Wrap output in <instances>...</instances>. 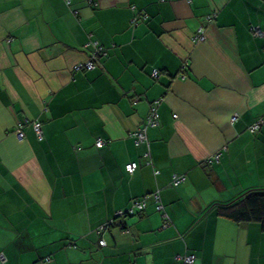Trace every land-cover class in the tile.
<instances>
[{"label": "crops", "instance_id": "0c3cea01", "mask_svg": "<svg viewBox=\"0 0 264 264\" xmlns=\"http://www.w3.org/2000/svg\"><path fill=\"white\" fill-rule=\"evenodd\" d=\"M262 118L264 0H0V263L264 264L259 223L206 212L264 189ZM156 192L170 226L149 198L98 231Z\"/></svg>", "mask_w": 264, "mask_h": 264}, {"label": "trees", "instance_id": "16d2710c", "mask_svg": "<svg viewBox=\"0 0 264 264\" xmlns=\"http://www.w3.org/2000/svg\"><path fill=\"white\" fill-rule=\"evenodd\" d=\"M104 53H105V50L102 48V50L100 52H98V54L95 55V49L93 48V55L91 56L90 60H92L95 63L96 68H97V64L96 63H97L98 58L100 56L104 55ZM82 70H86V69H82ZM158 122H159V118H158ZM261 127H260V129H261ZM22 131H23V128H22ZM249 132L251 133L250 128H249ZM256 133H251V134L254 135ZM145 158H146V164L150 165L149 164V162H151L150 153H149V157L145 156ZM126 171H127V169H126ZM156 172H158V171H156ZM177 176H182V177L185 178V176H183V175H177ZM185 180H186V178H185ZM185 180L183 182H181L180 184L184 183ZM171 185L173 187H178L179 186V185L175 186L173 184V180L171 182ZM156 194H158V193L157 192L156 193H152V194L144 196V197H142L140 199L134 200L130 208H128L125 211L119 212L117 214V216L114 217L113 222H111L110 224L103 225V226H105V228L107 230V228L109 226L111 227V225H113V224L115 225V223L117 221L121 220V219H124V218L129 217V216H135L137 214L143 213L148 207V199L149 198H152L155 201L156 210H157V212H159L161 214L164 226L165 227L170 226L172 224V219L165 212L164 207H163V205L161 203L160 196H159V200L155 199V195ZM137 203H144L145 205H144L143 209L135 208L134 206ZM158 206H162L163 209L160 211L158 209ZM213 207H216L217 208V214L219 216L225 218V219H228V220H230V221H232V222H234L236 224L259 223L261 225L262 230L264 231V189H250V190L245 191L244 193L240 194L238 197H236V198H234V199H232V200H230L228 202L214 203L206 210V212L208 210H210L211 208H213ZM132 209H133V211L131 212ZM100 228L98 230V231H100V233L105 232V229L104 230H100ZM124 229H126V228H124ZM100 242H99V244H100ZM100 246H102V245H100ZM188 256H193V255L177 256L176 259L179 262H181L182 264H186L184 262V258H186ZM195 262H196V258H195ZM195 262H194V264H195Z\"/></svg>", "mask_w": 264, "mask_h": 264}, {"label": "built area", "instance_id": "2783aa9c", "mask_svg": "<svg viewBox=\"0 0 264 264\" xmlns=\"http://www.w3.org/2000/svg\"><path fill=\"white\" fill-rule=\"evenodd\" d=\"M66 2L67 5H71L72 3V0H64ZM254 34L255 35H260L261 34V31L259 28H254ZM205 40V36L202 34V31H200V34L198 36H196V38L194 39L195 42H198V41H204ZM93 46H94V49H95V55L98 54V52H100L102 50V47H99V45L96 43V42H92L91 43ZM94 55V56H95ZM96 68V65L95 63L90 60L88 61L86 64H81L79 66L76 67V69L78 70H82V69H86L88 71H92ZM152 77L155 78V79H158L159 78V72L157 70H155L153 73H152ZM161 101H156L153 103V105L151 106V109H150V114L146 120V124L143 128H141L137 133L133 134V136L136 138L137 140V145L139 146L142 142H145L146 141V133H147V129L149 127H154L158 124V118H159V112H158V107L160 105ZM237 118L234 116L233 120H236ZM264 125V118L260 119L258 122H256L253 126L250 127V131L251 133H256L260 127ZM22 124H20L18 126V129L16 131V136L19 140H23L24 139V133L22 131ZM34 130L38 136V138L40 140L43 139V130H42V127H41V124L40 123H34ZM105 145V143L102 141V140H98L97 143H96V146L98 148H101ZM146 157H149V153H147L145 155ZM218 159V158H216ZM149 164H151V162H149ZM138 168V165L136 163H131L129 165L126 166V169L127 171L130 173V174H133ZM156 174H159V172H156ZM185 180L184 177L182 176H174L173 178V184L175 186H178L181 182H183ZM155 199L156 200H159V195L156 194L155 195ZM144 203H137L135 204V208L137 209H143L144 207ZM158 209L161 211L163 208L162 206H158ZM133 211V209L131 210V212ZM121 214V213H120ZM106 230L105 226H102L100 228V230ZM100 232V231H99ZM106 244V242L104 240H102L100 242V245L104 246ZM184 262L186 264H194L195 262V257L194 256H188L186 258H184ZM2 264V263H0Z\"/></svg>", "mask_w": 264, "mask_h": 264}]
</instances>
